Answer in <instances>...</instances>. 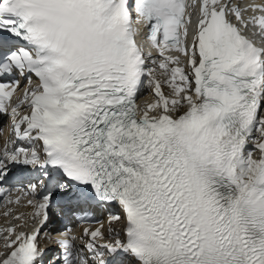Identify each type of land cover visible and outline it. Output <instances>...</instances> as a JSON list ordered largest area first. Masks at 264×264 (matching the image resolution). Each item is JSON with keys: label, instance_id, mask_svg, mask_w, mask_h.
<instances>
[{"label": "snow or ice", "instance_id": "snow-or-ice-1", "mask_svg": "<svg viewBox=\"0 0 264 264\" xmlns=\"http://www.w3.org/2000/svg\"><path fill=\"white\" fill-rule=\"evenodd\" d=\"M3 119L0 264H264V2L0 0Z\"/></svg>", "mask_w": 264, "mask_h": 264}]
</instances>
